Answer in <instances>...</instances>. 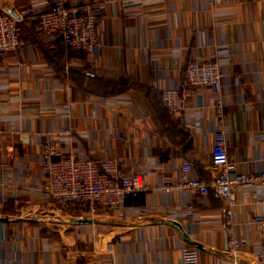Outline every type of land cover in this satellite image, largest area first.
Returning a JSON list of instances; mask_svg holds the SVG:
<instances>
[{"label":"crops","instance_id":"0c3cea01","mask_svg":"<svg viewBox=\"0 0 264 264\" xmlns=\"http://www.w3.org/2000/svg\"><path fill=\"white\" fill-rule=\"evenodd\" d=\"M50 2L0 0V13ZM18 34L17 49L0 58V264H181L187 247L197 264H258L264 230L251 216L263 211L264 185L235 188L230 212L243 249L232 260L222 251L223 206L214 193L165 189L180 178L182 160L194 164L186 176L214 175L213 97L188 88L174 116L157 89L181 83L184 61L215 60L227 157L238 173L264 170V0H115L97 14L92 56L44 46L34 17L18 22ZM43 138L61 153L114 156L146 188L93 219L57 209L36 194Z\"/></svg>","mask_w":264,"mask_h":264},{"label":"built area","instance_id":"2783aa9c","mask_svg":"<svg viewBox=\"0 0 264 264\" xmlns=\"http://www.w3.org/2000/svg\"><path fill=\"white\" fill-rule=\"evenodd\" d=\"M115 0H88L82 4H68L64 0H51L45 8L27 7L15 16L0 13V58L17 49L20 44L18 22L24 17H34V30L37 36L52 45L67 46L92 56L96 52L95 25L97 14ZM185 2L188 0H178ZM210 6L216 0H201ZM182 81L173 86H161L157 97L171 115L177 116L185 107L188 88H202L213 97L211 108L215 128L209 148L211 165L215 173L208 181L194 176H186L194 168L193 162L182 160L179 163L181 176L169 183L166 188L185 189L191 193L205 195L212 191L223 206L221 221L225 232L222 251L232 260L242 252L243 242L233 233L231 207L235 204L237 187L264 185V170L242 174L234 170L233 160L227 157L224 136L221 128L223 104L220 99V79L222 72L213 59L196 58L182 63ZM39 185L36 194L50 202L57 209H74L79 216L93 219L103 208L117 206L125 198H135L146 188L139 172L122 173L119 160L114 156L91 157L82 150L61 153L54 145L41 140L39 151ZM24 178L30 170L24 167ZM264 205V198H263ZM192 206L187 205L183 214H190ZM251 222L264 230V208L254 213ZM258 264H264V240L258 242L253 253ZM181 264H197L195 249L183 250Z\"/></svg>","mask_w":264,"mask_h":264},{"label":"trees","instance_id":"16d2710c","mask_svg":"<svg viewBox=\"0 0 264 264\" xmlns=\"http://www.w3.org/2000/svg\"><path fill=\"white\" fill-rule=\"evenodd\" d=\"M35 18H34V25H35ZM34 33H35V36H36V39L38 40V41H40L44 46H46L47 45V42L46 41H44V40H42V39H40L38 36H37V34H36V31L34 30ZM19 35V34H18ZM49 49H52V48H54V49H63V50H65V49H69V50H74V51H76V52H79V53H81L79 50H75V49H71V48H69V47H67V46H58V45H52L51 47H48ZM158 98V97H157ZM162 107V106H161ZM163 108V107H162ZM164 109V108H163ZM165 110V109H164ZM166 112H167V110H165ZM168 113V112H167ZM169 114V113H168Z\"/></svg>","mask_w":264,"mask_h":264}]
</instances>
